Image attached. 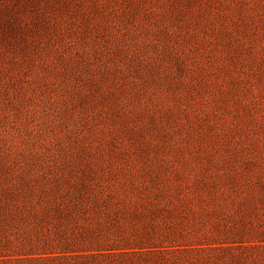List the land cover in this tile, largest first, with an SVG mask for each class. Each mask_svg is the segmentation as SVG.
<instances>
[{"label":"rangeland","instance_id":"rangeland-1","mask_svg":"<svg viewBox=\"0 0 264 264\" xmlns=\"http://www.w3.org/2000/svg\"><path fill=\"white\" fill-rule=\"evenodd\" d=\"M0 264H264V0H0Z\"/></svg>","mask_w":264,"mask_h":264}]
</instances>
